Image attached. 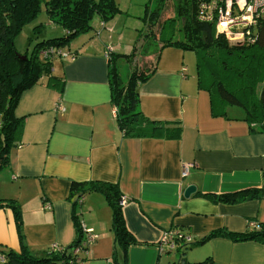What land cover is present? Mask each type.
Masks as SVG:
<instances>
[{
	"label": "crops",
	"instance_id": "obj_1",
	"mask_svg": "<svg viewBox=\"0 0 264 264\" xmlns=\"http://www.w3.org/2000/svg\"><path fill=\"white\" fill-rule=\"evenodd\" d=\"M120 19L94 17L92 33L80 35L74 49L60 47L67 56L51 61L49 74L62 82L48 85L41 78L18 99L14 113L23 117V128L9 165L0 171V199L19 205L29 252L39 256L50 244L75 240L71 212L77 196L69 197L70 183L93 180L115 183L127 199L121 208L124 223L138 242L128 248V264L174 261L158 249L167 230L191 236L196 254L211 257L213 264H264L263 244L207 237L215 230L243 234L253 223L264 224V130L246 121L241 109L214 97L205 83L198 86L189 50L160 43L149 62L153 73L138 85L137 109L150 120L178 127L179 135L124 137L110 101L106 56L108 46L114 54H126L129 43L135 46L130 39L122 42L123 33L115 37ZM188 186L195 190L184 197ZM246 189L259 194L230 204L212 197ZM76 209L80 225L95 236L87 262L108 260L113 234L104 197L88 193ZM0 246L20 249L9 207L0 208ZM189 254L181 258L194 260Z\"/></svg>",
	"mask_w": 264,
	"mask_h": 264
},
{
	"label": "trees",
	"instance_id": "obj_2",
	"mask_svg": "<svg viewBox=\"0 0 264 264\" xmlns=\"http://www.w3.org/2000/svg\"><path fill=\"white\" fill-rule=\"evenodd\" d=\"M149 1H153L154 9L149 11L148 6H146L144 19L148 18L150 20L149 25L154 26L167 1ZM201 1L203 0H174L173 11L175 15L166 18L164 23L168 21L171 23L178 22L182 38L164 41L161 43L162 47L174 46L195 53L203 52L201 58L206 56L213 58L215 52H222L225 56L234 53L233 51L244 53L245 49H252L253 52L256 50L264 51V13L256 22L251 34L252 41L231 42L223 34L215 31L214 23L202 22L197 19L196 10ZM42 7L47 21L59 25L62 28V34L60 37L41 40L35 44L30 55H21L16 52L13 39L22 26L32 20ZM118 12L120 10L116 0H0V171L9 165L10 151L17 145L23 128V117L16 116L14 113L20 94L36 84L41 78H44L48 85H54L57 81L62 82L61 78L49 74L52 57L50 54L41 55V51L50 46L59 48L61 45L67 44L73 37L90 29L94 17L106 21ZM38 27L34 26L33 28L37 29ZM151 35L155 39L154 31H151ZM157 38L161 41L160 33ZM107 58L110 101L116 109V122L123 136L128 138L178 137V127L171 128L166 122L150 120L137 109L138 85L148 80L155 69L154 66H149L147 71L140 67L135 68L136 53L134 50L126 54L110 52ZM120 58L124 59L131 68L124 81L120 78L116 64ZM208 58L205 59V62L211 67ZM220 64L223 65L222 68H207L208 73L213 76L212 81L207 85L208 90L225 105L241 109L246 121L256 123L264 130V76L257 83L261 84L258 100L249 103L248 98L250 97L247 95L249 93L254 94V89L251 85L250 87L237 88V84L231 85L229 80H227L228 85L222 82L221 76L226 78L229 73L235 74L236 68L228 67V63L224 60H220ZM196 65L199 86L203 83L200 78V71L202 70L198 62ZM217 70H219V76ZM238 91L243 95L239 96ZM91 192L100 193L111 209L112 263L128 264V248L138 244V242L127 230L124 223L121 211L122 204H120L123 196L115 183L93 180L72 181L70 183L69 197L77 196L72 199L73 208L71 212L76 234L75 240L67 246L60 247L57 251H49L47 248L39 256L32 255L24 243L20 207L17 202L13 199H0V208L9 207L13 211L20 245L19 251L0 246V255L4 256V261L0 264H64L71 261L75 262L77 255L72 253V248L78 245L82 239L79 213L76 206L81 203L84 195ZM258 194L259 191L256 189H246L217 194L212 197L216 202L230 204L255 198ZM257 225V229H250L243 234L215 230L207 237L225 236L234 241H254L264 245V224ZM201 241L195 242V244ZM189 244L191 243L177 245L175 250L181 249L180 256H182L185 249L190 246ZM85 259L82 258V261ZM184 264H213V262L211 257L207 256L198 261H185Z\"/></svg>",
	"mask_w": 264,
	"mask_h": 264
},
{
	"label": "rangeland",
	"instance_id": "obj_3",
	"mask_svg": "<svg viewBox=\"0 0 264 264\" xmlns=\"http://www.w3.org/2000/svg\"><path fill=\"white\" fill-rule=\"evenodd\" d=\"M166 4L164 7H162V10L159 14V19L157 20L156 25L151 26L149 25L150 20L148 18L144 19L145 17V7L148 6L149 11H152L154 9V3L153 1L149 0H116L117 6L119 7L120 12L115 14L116 16H121V21L119 20V26L120 29L118 30V34L115 35V37H118L121 35L123 37L122 42L127 43L129 39L133 41L132 43L135 44V46L130 45V49L125 53H130L131 51H136V59L134 61L135 68H143L145 71H147L148 67L150 66L151 61L154 60V51H157L158 45L164 41L167 40H179L182 38V33L179 30L178 22L171 23L168 21L167 23H164V20L169 17H174V0H166ZM114 15V16H115ZM123 21H126V29H122L121 23ZM41 25V26H40ZM34 26H39L37 29H34ZM38 30V31H36ZM151 31H154L155 39L152 38ZM86 33H92L91 28L87 31L78 34L77 36L70 39L67 44L61 45V49L67 50L68 48L74 49L76 46L73 44V42L80 36L84 35ZM161 35V41L157 38V36ZM62 34V28L53 23H49L47 21L46 14L44 12L43 7L41 8L40 12L30 21L26 22L20 31L16 34V36L13 39L14 47L16 49V52L19 54H25L30 55L33 50L36 43L40 42L41 40L45 38H56L60 37ZM59 47V48H60ZM136 49V50H135ZM187 54H190L193 56L194 61L192 62V68L194 70V67L196 68L197 62L200 64V78L201 81L205 84V86L208 85L210 81H212L213 76L208 73L207 68L213 67H220L222 68V64H220L221 61H226L228 63V67H235L236 72L235 74H228L226 78L221 76L222 82L226 83L228 85L227 80H229V83L231 85L237 84V88L242 86L251 87L254 89V94L249 93L247 95L249 103L256 102L259 97V91L261 84H257L259 81H261L262 77L264 76V51L256 50L255 52L252 51V49H245L244 53L242 52H235L229 55H223L222 52H215V57H205L201 58V55L203 52L195 53L194 51H187ZM124 53V52H123ZM198 56V57H197ZM208 58V60L211 63V67L209 65H206L205 59ZM218 58V59H216ZM150 62V63H149ZM117 68L120 74V78L124 81L126 80V77L130 71L129 64L124 61V59H118L116 62ZM149 64V65H148ZM218 76H219V70H217ZM252 80V81H251ZM253 83V84H252ZM238 95L242 96L243 94L238 91ZM195 246H190L189 249L186 250L185 254H189L190 251L192 253V257H194V260H187L189 262L191 261H198L203 258L201 256H198L196 254V250H194ZM179 251L172 250L168 252L167 254L161 255L164 257V259H168L170 256H174L175 259L173 261V258L171 262L169 260V263L167 260H164L163 264H179ZM191 255V254H189ZM82 258H85L84 256ZM190 259V257H189ZM88 259L83 260V264H113L111 261V255L107 259L102 260V262H87Z\"/></svg>",
	"mask_w": 264,
	"mask_h": 264
},
{
	"label": "built area",
	"instance_id": "obj_4",
	"mask_svg": "<svg viewBox=\"0 0 264 264\" xmlns=\"http://www.w3.org/2000/svg\"><path fill=\"white\" fill-rule=\"evenodd\" d=\"M264 13V0H203L199 3L196 10V17L202 22H212L217 33L223 34L231 42L252 41L253 29L257 20ZM56 49V50H55ZM112 51L111 46L106 49V56ZM50 54L53 58H64L67 53L60 48L50 46L43 51L41 55ZM116 111V109H115ZM186 171L182 173L185 175ZM126 199L121 198L120 204H124ZM44 207H48L44 204ZM253 228H258L256 223L252 224ZM82 239L78 245L72 248V253L76 254L75 262H66L64 264H83L82 257L87 254L88 247L94 239L90 230L80 225ZM191 236H186L175 230L164 231L158 242V249L161 253L175 250L177 245L190 243ZM62 246L50 244L47 248L49 251H57ZM4 261V256L0 255V262Z\"/></svg>",
	"mask_w": 264,
	"mask_h": 264
},
{
	"label": "water",
	"instance_id": "obj_5",
	"mask_svg": "<svg viewBox=\"0 0 264 264\" xmlns=\"http://www.w3.org/2000/svg\"><path fill=\"white\" fill-rule=\"evenodd\" d=\"M194 190H195L194 186H188V187L184 190V192H183L184 197H188L192 192H194ZM180 255H181V254L178 253V256H179V262H180L179 264H184V263H185V260L182 259Z\"/></svg>",
	"mask_w": 264,
	"mask_h": 264
}]
</instances>
